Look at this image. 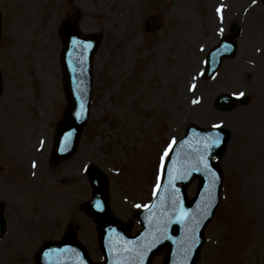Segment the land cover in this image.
<instances>
[{"label":"rangeland","instance_id":"obj_1","mask_svg":"<svg viewBox=\"0 0 264 264\" xmlns=\"http://www.w3.org/2000/svg\"><path fill=\"white\" fill-rule=\"evenodd\" d=\"M0 8V203L7 222L0 264H37L43 243L63 238L69 225L90 257L102 261L96 221L85 208L92 194L87 168L95 164L107 174L111 212L133 220L134 234L141 227L135 214L153 200L168 149L190 123L223 124L232 134L218 160L220 203L196 264L263 263L261 0H0ZM75 12L81 31L102 35V43L89 121L77 150L57 161L55 134L70 104L59 28ZM237 24V55L204 79L209 50ZM221 93L243 97L221 111Z\"/></svg>","mask_w":264,"mask_h":264},{"label":"water","instance_id":"obj_2","mask_svg":"<svg viewBox=\"0 0 264 264\" xmlns=\"http://www.w3.org/2000/svg\"><path fill=\"white\" fill-rule=\"evenodd\" d=\"M264 2V0H262ZM71 17L61 29L64 42L62 55L65 86L71 105L66 110L67 122L59 127L54 155L65 159L75 151L87 122L92 86V57L101 42V35H83ZM0 14V38H1ZM225 37L208 57L206 78L212 77L226 57H233L237 45L234 37ZM2 76L0 71V93ZM216 106L230 109L234 101L220 95ZM230 139L228 130L204 129L195 124L187 128L185 137L177 142L168 157L162 183L152 205L137 213L143 229L131 236L130 223L112 216L107 192L108 179L97 167H91L93 199L88 208L96 216L99 239L105 256L103 263H93L85 248L70 235L62 243L49 241L38 254V264H152V258L167 248L165 264H195L204 243V230L219 204L222 170L212 159L221 156ZM217 141V143H213ZM198 179L194 198L189 199L187 188ZM182 185H179V183ZM5 222L0 207V237Z\"/></svg>","mask_w":264,"mask_h":264},{"label":"snow or ice","instance_id":"obj_3","mask_svg":"<svg viewBox=\"0 0 264 264\" xmlns=\"http://www.w3.org/2000/svg\"><path fill=\"white\" fill-rule=\"evenodd\" d=\"M240 95H243V93H240ZM213 143H217V141H213ZM33 167H35V164H33Z\"/></svg>","mask_w":264,"mask_h":264}]
</instances>
